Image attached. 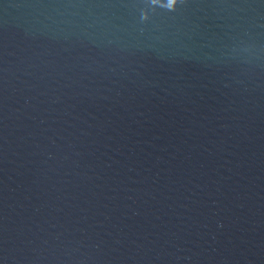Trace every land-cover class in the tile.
<instances>
[{"label": "water", "instance_id": "water-1", "mask_svg": "<svg viewBox=\"0 0 264 264\" xmlns=\"http://www.w3.org/2000/svg\"><path fill=\"white\" fill-rule=\"evenodd\" d=\"M0 264H264V0H0Z\"/></svg>", "mask_w": 264, "mask_h": 264}]
</instances>
